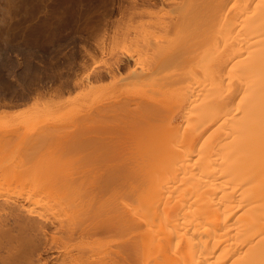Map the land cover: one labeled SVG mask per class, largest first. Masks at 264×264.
<instances>
[{
    "label": "bare ground",
    "instance_id": "1",
    "mask_svg": "<svg viewBox=\"0 0 264 264\" xmlns=\"http://www.w3.org/2000/svg\"><path fill=\"white\" fill-rule=\"evenodd\" d=\"M205 1L204 6L209 3ZM130 2L129 17L145 12V8H150L157 3L156 0H131ZM194 2L199 3L200 0H193ZM184 5L179 7L187 10L188 5L185 7ZM210 6L211 21L209 19L208 23L210 21L211 31L209 29L208 31L211 32H209L211 48L206 50L208 49V52L211 49V56L207 54L211 57V67H208L209 63L207 66L211 68L209 69L211 74L209 70L207 73L204 69L207 67L203 65L201 72L205 71L204 73L211 76L196 73L197 71L192 69L193 74L196 76L198 74V78L203 77L205 80L208 78L209 82L200 80L202 85L199 84V86L202 87L193 86L196 89L188 90L190 94L188 99L192 101V104L186 114H183V122H177V112H174L170 119L162 121L163 114L155 112L158 106L154 105L156 103L154 100H151L154 104L148 103L149 106L141 102L145 106H140L141 103L137 104L134 110L129 104L124 106L125 109L126 107L132 109L129 115L132 116L134 112L130 118L127 109H121V104L117 106L120 109L113 106L111 109L108 108L107 112H102L105 114L104 118L109 117L110 120H114L112 123L116 122L115 120L119 122V119L126 116L129 121L124 119L122 121L124 120L126 125L132 122V127H134L133 122L142 119L147 121L149 119L147 114L152 115L150 112L152 113L154 109L155 117L161 116L162 122L159 126H155V130L154 128L151 130L149 124L148 127L143 125L144 128L141 124L142 127L139 125L140 128L136 130L141 133V138L134 128L136 133L131 134L129 131L135 140L132 141L136 144L130 141L132 155L127 151V156H130L132 165L135 158L139 161L134 164L133 172L124 171L122 167L119 170L114 167L116 165L114 164V166L109 165L112 167L111 170L87 171L86 176L82 175L86 177L82 179L83 181H67L63 186H56L57 184L49 186L45 181L26 183L0 181V264H54L53 262L59 259L62 260L60 264L65 262L66 264H264V0H211ZM183 8H174L177 20L172 21L173 27V23L178 22L177 25L181 24V26L185 24L187 18L184 17L185 22H183L182 11L179 12ZM174 9L172 11H175ZM199 10V8L193 9L194 12ZM147 12L149 11L147 10L144 14ZM199 13L204 15V10ZM142 16L141 14V18ZM207 19L203 21L207 22ZM117 22L119 24V20L116 24ZM162 26L164 31L166 25ZM184 26L183 28L175 26L176 29L170 27V29L171 32L187 29L185 27L188 25ZM116 28L118 29V25ZM101 31L97 32L103 35L104 32L101 33ZM113 31L110 48L113 47V40L117 37V30ZM208 31L206 29V32ZM90 32L91 30L88 34ZM166 32H168L167 29ZM100 34L98 33L99 41L94 38L97 34L90 36L94 39L89 38L90 41L91 39L94 41L92 44L94 43L96 54L103 58L105 49L103 36ZM171 39L173 38L166 40ZM158 41L155 43L148 41L152 51L157 52L153 54L156 56L158 52L162 54L166 51L165 54L169 52L170 56L168 51L170 47H165L167 50H163V44L161 43V47H158L160 44ZM160 42L165 43L164 40ZM194 46L198 49L199 43ZM86 51L88 50L85 49L84 52L82 50L83 53H80V56H85L81 57L82 61L86 57H91L90 59L97 57H94L95 53L92 54L89 51L86 56ZM204 51L205 49L203 54L206 52ZM173 52L177 55V51ZM157 56L156 61H160L162 58L159 56L160 59H157ZM133 57L128 53L125 60L115 58L110 68H106L109 64L107 62L105 67H98L100 70L97 69L96 72L91 69L84 72L86 84L90 82V77L100 80L107 75L112 78L114 71H118L121 66L124 67L130 59H134ZM149 57L151 58L150 55ZM90 59L79 63L84 64ZM156 61L152 65L155 70L160 65L159 62L156 64ZM194 62L197 63V61ZM138 64L131 66L133 68L130 71H133L134 75L138 74L135 72ZM81 70V72L84 71ZM140 70L139 73L143 72ZM91 71L94 74L89 73ZM83 77L78 76L72 85L83 86ZM89 86L86 85V87ZM173 87L175 88V85ZM54 89H51L50 93H59V88ZM174 93L177 94V92ZM164 95L162 102L166 103L168 96L166 95L165 98ZM179 95L177 98L181 99L182 93L179 92ZM153 98L156 99L155 96ZM177 102L176 100L175 106ZM162 108L164 109V106ZM153 120L155 119L152 117L148 121ZM145 121H142L143 124H146ZM145 128H149L151 132ZM144 130H148L146 133L149 135L146 137ZM5 133L8 134V132ZM163 134L167 136H161ZM133 135H137V140ZM160 136L164 138L161 139ZM140 145L143 146L140 147ZM144 145H147L148 149ZM120 156L123 157V155ZM125 157L126 155L123 159H126ZM114 162H116L115 159ZM126 163L125 161L124 164ZM127 164L131 165L130 162ZM92 175L95 177L93 178ZM89 178L93 179L89 180ZM120 182L121 184L134 183L130 193L124 192L122 195L123 192L116 190ZM106 187L110 189L112 187L113 190L109 188L106 190ZM109 191L116 192L110 199L104 194ZM52 251L56 254H49L52 258L50 261L46 253Z\"/></svg>",
    "mask_w": 264,
    "mask_h": 264
},
{
    "label": "rangeland",
    "instance_id": "2",
    "mask_svg": "<svg viewBox=\"0 0 264 264\" xmlns=\"http://www.w3.org/2000/svg\"><path fill=\"white\" fill-rule=\"evenodd\" d=\"M130 1L131 0H0L1 182L23 181L26 183L32 181H45L49 186H54L56 184V186H63V184L67 181L69 182L74 180L78 182V180L81 181L82 179L86 178L84 176L82 177V175L86 176L87 171H107L108 169L111 170L112 167L110 166H114V164H116L114 167L119 168V170H121L120 168L122 167L124 171L131 170L133 172V168H135L134 164H137L139 161H137V159L135 158V162H133L132 165V162L129 158L130 156H127V151H129L128 153H131V142H133L132 140H134L131 134L136 133V131L138 130L137 128H140L139 125H146L148 127L149 124L151 130L153 128L155 130L156 125L159 126L165 119H170L174 112H177V122H183V114H186L192 104V101L188 99L190 95L188 94L189 91H192L193 88L196 89V87H202L199 86V84L202 85V82L205 80V78L203 79L202 75L207 74L209 71L211 74V70H209L211 68H208L211 67V49L208 51L209 53L207 52L208 49L206 50V48H211V11H209L211 10V0H200L199 3H193V0H163L164 3L160 2V0H156L157 3L155 5H152L147 9L145 8L146 11H149L146 13L147 15L144 14L146 12L145 11L140 14L131 15L129 17V5H131ZM204 1H209V3L204 6ZM177 3L178 6L175 7V4L177 5ZM184 4L190 7L188 9V7L186 6L187 10L181 7L184 9L179 11H182V21L185 18L191 19H188L189 21L187 19L185 20L188 23L183 21L185 22V24L183 23L182 26L181 24L177 25L178 22L177 24L173 23V27L172 21L174 22L177 18V16L175 15L177 14L176 9L174 8L181 9L179 6H183ZM194 8H199L200 12H203L204 10V15L203 13H199V11H197L198 13L194 12ZM172 9H174L175 11H172ZM141 14L143 15L142 18ZM188 15L191 16L189 17ZM205 18L207 19V22L205 20L203 21V19ZM209 19L210 24L208 23ZM118 20L119 24L118 22L116 24V21ZM160 22L165 24H162V26ZM141 24L144 26H142ZM159 24L162 27H165L166 25V29L168 32H166V29L163 31ZM170 24L172 26H170ZM205 24L210 25V28ZM117 25L118 29L116 28ZM184 25L188 26L185 27ZM175 26L176 28H179V26L183 28L184 26L187 29H191H182L183 31L180 29V31L172 30L171 32L170 27L175 28ZM100 27V30H102L101 33L106 32V34L103 33L102 35L100 34V32H97L100 31ZM114 29L117 30V37L114 39L115 41L113 40L114 48H110V42L112 38L111 33L114 34ZM121 29L125 32H123ZM206 29L207 31L208 29L210 31L206 32ZM90 30L91 32L88 34ZM93 31L97 33H94ZM98 33L103 36L102 38L105 49L103 50V58L102 56L96 54L94 43L92 44V42L94 41H92V39L90 41V38H93L90 36H94L95 34H97V36H94V38L99 41L100 36L98 35ZM202 33L206 34L210 38H208L206 35H203ZM144 35L146 37L143 38L142 36ZM170 37H172L173 39H171L170 41L166 40L167 38L170 39ZM192 38H194L196 41L194 39L192 40ZM202 38L206 42L202 41ZM157 40H159L158 42L160 43H157L159 45L158 47H161V45L163 44V50H167V48L170 47V50L168 49V51H170V56L168 55L169 52L165 54L166 51H163L165 54L164 57L162 50V54L158 52L157 55H159L162 59H160L159 56H156L158 57L157 59H160V61H156V56L153 54V52L155 54L157 52H155L154 50L152 51V48L149 44L150 41L155 43V41ZM160 40H164V42L166 40L170 44L168 42H160ZM197 40L199 41L198 43L201 47L199 48L198 46V49L197 46H194L196 44L198 45ZM171 41H174L172 43L175 44V46L171 43ZM192 41L194 42L192 43ZM157 44H155V46ZM164 44H167L168 46H164ZM83 47H85V49H87L92 54L95 53L94 57L97 56L93 59H90L91 57H86L87 60L90 59V62L85 61V63L87 62L88 65L87 63L86 65L85 63H79L82 61L81 57H85L84 55L80 56L82 50L83 52L85 50L83 49ZM86 47H88L89 49ZM165 47L167 48L165 49ZM171 47L174 48L171 49ZM204 49L206 51H204L205 54H203ZM88 51H86V56H88ZM173 51H177V55ZM178 51H180V53H178ZM128 53L133 55L134 59H130L128 64H124V67L121 66L118 71H114V76L112 78L108 77L107 75L102 77L100 80L98 78L95 79L93 77H90L89 81L91 83L87 82L88 84H86V80L83 77L84 72L86 73V71L88 72L90 71V69L93 72H96L97 69L100 70L99 68L105 67L108 64L107 62H109V64L106 66V68H108L109 66L111 67L113 66V64L111 63H114L113 61L115 60V58L119 57L120 59L125 60V56ZM200 53L206 56L204 57ZM207 54L210 56H207ZM149 55L151 56V58L149 57ZM200 56L204 58L202 59ZM86 59L83 58V61ZM152 59L154 62L152 61ZM176 60L179 61L177 62ZM155 61L156 64L158 62L160 64L157 66L158 68L156 70L152 68V65L155 63ZM194 61H197V63ZM137 63L139 64L135 67V72L138 74L134 75L135 73L130 70H132V68L135 66V64L137 65ZM202 65L206 67L208 66V69L204 68L207 70V73H204L205 71H202L203 73L201 72V70H203ZM189 67L191 68L189 69ZM193 68L197 71L196 73L200 72V74H202V79H200V77L198 78V74L197 76L193 74ZM81 69H83L84 71L81 72ZM139 70L140 72H143L139 73ZM92 71L89 73L94 74ZM129 72L131 73V75H129ZM174 72H176V74ZM178 72H180L179 75H177ZM210 74L207 75L211 76ZM78 76L83 77V86L72 85L73 81H75ZM130 76H134L135 78ZM19 78L22 80H20ZM193 82L195 84H192ZM208 82L209 80H207V83ZM173 83L175 85V88L173 87ZM89 84L91 85L89 86ZM160 84L162 86H160ZM86 85L91 88L86 87ZM157 86H159V88H157ZM54 88H59V93H50V90H53ZM157 89L160 91V93L163 94H160ZM172 90L174 92H177V94L174 92L172 93ZM35 91L37 93H35ZM179 92L182 93L181 99L177 98L178 96H180ZM163 95L165 98L168 96L166 98V103L162 102ZM154 96L156 97V99L153 98ZM109 98L111 99L109 100ZM128 98L131 100H129ZM148 98H150V100ZM175 99L178 101L176 105L177 107L175 106ZM151 100H154L156 103L154 104V102H151ZM114 101L117 103H115ZM134 101L136 103H134ZM141 102L147 104L150 102V105H157L158 109L154 110L155 112H160L158 114H163V117L160 116L162 118V121L160 117H155L153 110L152 113L150 112V114L152 115L147 114V116L149 117V119L153 117V119L157 121L156 123L153 122L155 120L148 121L149 119H147V121H145V119H142L141 121H137L139 124H137V122H133L134 127H132V122H128V125H126L125 121L132 117L134 113H132V116L129 115L130 110L137 107V104L139 105ZM142 103L140 106H145ZM128 104L132 109L126 107L129 118L123 116L122 119H124L125 121H122V119H119V122L115 120L116 122H118L117 124L116 122L112 123L114 120L111 119V121L109 117L104 118L105 114L103 113L107 112L109 109H111V107L113 108L114 106L116 108L120 105L122 106L121 109H123L124 106ZM173 104L175 107L173 106ZM163 106L164 109L162 108ZM117 108L120 109V107ZM121 114L123 115L124 113L122 112ZM121 121L125 124H123ZM142 121H145L146 124H143ZM120 122L121 125H119ZM152 122L155 124H153ZM114 124L116 125V127ZM135 124H137L138 126ZM123 127H125V129ZM133 128L137 130L135 131ZM142 128H144V126ZM132 129L134 131H132ZM145 129L149 130V128ZM129 131H131V134L129 133ZM5 132H8V134ZM137 133L140 137L141 133H139V131H137ZM142 133L144 132L142 131ZM127 134H129V136ZM147 135L149 134L146 133L145 137ZM165 135L163 134L161 136ZM136 136L137 135H133V137ZM162 138L164 137H161V139ZM135 139L137 140V137ZM133 144L136 143L133 142ZM144 144H146V141H144ZM142 146L143 145H140V147ZM144 146L147 147V145ZM140 151L142 152L143 149ZM120 155H123V157H121ZM125 155L126 159H123ZM130 155H132V153ZM114 159L116 162H114ZM134 160L132 159V161ZM109 161L111 163H109ZM125 161L127 163L130 162V166L132 167H130L127 163L126 165L128 166H126L124 164ZM117 164H119L120 167L119 165L118 167H116ZM105 168L107 169L105 170ZM92 177L94 178L95 176L92 175ZM93 178H89V180ZM127 182L126 184L122 183L123 185L120 182L121 185L119 184L120 186H116L117 191L119 189V192H123L122 195H124V192L125 194L130 193V189L132 188L131 186L134 185V183L131 184V182ZM107 188L109 187H106V190ZM111 189L113 190L112 187ZM113 193L114 192L111 193L109 191V193L106 194V192H104V194L108 196L106 197L108 199L114 197ZM115 194L116 192L114 193V195ZM69 241L70 243H72L71 240ZM54 253L55 251L46 253V256L48 255L47 258L50 257L48 258L50 261L52 260L50 255H53ZM58 261H60V259ZM58 261H55L53 263L60 264L62 262V260L60 262ZM63 264H66V262Z\"/></svg>",
    "mask_w": 264,
    "mask_h": 264
}]
</instances>
